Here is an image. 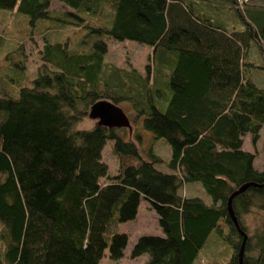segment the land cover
Listing matches in <instances>:
<instances>
[{"label":"trees","instance_id":"obj_1","mask_svg":"<svg viewBox=\"0 0 264 264\" xmlns=\"http://www.w3.org/2000/svg\"><path fill=\"white\" fill-rule=\"evenodd\" d=\"M54 1L68 10L51 14ZM0 10L29 32L38 21L73 26L44 44L33 78L17 70L3 80L11 92L0 90V264H101L105 251L116 261L127 235L115 225L135 218L141 198L163 235L139 236L132 259L194 264L214 232L229 249L224 264H264V167L243 150L264 127V87L250 79L264 64L249 56L255 45L264 60V0H0ZM108 38L147 45L151 63L140 73L105 62ZM101 100L128 103L168 144V161L121 128L80 130ZM108 140L114 175L101 157ZM190 182L209 203L184 194ZM253 210L262 227L249 235L243 219Z\"/></svg>","mask_w":264,"mask_h":264},{"label":"rangeland","instance_id":"obj_2","mask_svg":"<svg viewBox=\"0 0 264 264\" xmlns=\"http://www.w3.org/2000/svg\"><path fill=\"white\" fill-rule=\"evenodd\" d=\"M68 8L60 2H52L49 12L58 14L66 12ZM74 19V18H71ZM73 26H61L60 24L49 25L46 21H38L31 29L27 30L25 19L19 18L14 12L0 10V90L10 93L11 87L4 84L3 80L14 75L17 70L23 74L24 79L33 78L37 69L41 66V51L44 44L53 43V41H61L67 38L70 33L73 34ZM108 50L104 56V61L120 68L135 69L143 73L147 64H150L149 56L151 49L147 45L137 44L134 41H114L111 38L106 39ZM86 48V44H82L81 48ZM250 60L257 65H263L264 60L260 55L258 48L254 45L250 48ZM256 56L253 58L252 56ZM15 65H13V64ZM11 69V72H10ZM13 77V76H12ZM251 81L259 87H264V69H254L250 72ZM14 78L12 81H15ZM24 81L20 84V86ZM16 87V86H15ZM15 88H12V91ZM14 92V91H13ZM117 106V105H116ZM126 116L131 125V133L126 128H121L120 134H127V138L135 139V134L140 136L139 148L147 150L151 149L154 154L158 155L162 160L169 159V146L162 139H154L152 135L144 130L141 126V118L135 117L128 103H120L118 105ZM90 122L96 120L86 118L78 124L80 128H86ZM126 137V135L124 136ZM243 150L254 154L255 159L253 166L257 169L264 167V127L260 130L259 137L255 144H252L248 135L243 138ZM102 161L107 164L108 175H114L117 172V163L111 153V142L106 141L102 152ZM158 169L164 172L169 170L164 165L158 166ZM182 191L187 197H199L205 203H209L210 199L204 192L198 182H190L183 186ZM262 215L253 210L243 219V225L249 235L262 227ZM115 231L122 232L127 235V244L123 250L120 259L113 261L105 255L101 260V264H146L149 256L143 253L132 259L130 251L136 239L141 235H163L158 225V217L151 204L141 198L136 216L133 220L119 222L115 225ZM224 234L228 229L223 226ZM229 249L227 244L222 241L214 232H211L204 246L198 253V257L194 264H205L212 262L215 264H224L227 261Z\"/></svg>","mask_w":264,"mask_h":264},{"label":"water","instance_id":"obj_3","mask_svg":"<svg viewBox=\"0 0 264 264\" xmlns=\"http://www.w3.org/2000/svg\"><path fill=\"white\" fill-rule=\"evenodd\" d=\"M88 117L90 119L96 120V125L106 128H126L129 134L131 133L130 121L126 114L120 107L109 101L101 100L94 103L90 107ZM249 186H252V184H245L241 186L234 194H232L229 198L228 206L230 207V201L237 193L243 192ZM231 219L235 227L238 228L237 221L233 215H231ZM245 239L246 235L243 236V241H245Z\"/></svg>","mask_w":264,"mask_h":264},{"label":"clouds","instance_id":"obj_4","mask_svg":"<svg viewBox=\"0 0 264 264\" xmlns=\"http://www.w3.org/2000/svg\"><path fill=\"white\" fill-rule=\"evenodd\" d=\"M94 126H95V122H90V124H89L88 127H86V128H81L80 130L91 132V131L94 130Z\"/></svg>","mask_w":264,"mask_h":264},{"label":"crops","instance_id":"obj_5","mask_svg":"<svg viewBox=\"0 0 264 264\" xmlns=\"http://www.w3.org/2000/svg\"><path fill=\"white\" fill-rule=\"evenodd\" d=\"M260 52V51H259ZM254 57L256 58V56L254 55ZM263 58V57H262ZM248 152V151H247Z\"/></svg>","mask_w":264,"mask_h":264}]
</instances>
